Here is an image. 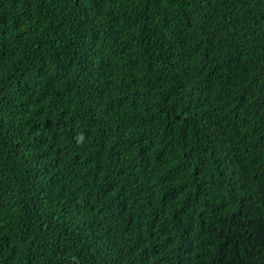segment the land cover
Returning a JSON list of instances; mask_svg holds the SVG:
<instances>
[{"label": "trees", "instance_id": "obj_1", "mask_svg": "<svg viewBox=\"0 0 264 264\" xmlns=\"http://www.w3.org/2000/svg\"><path fill=\"white\" fill-rule=\"evenodd\" d=\"M0 264H264V0H0Z\"/></svg>", "mask_w": 264, "mask_h": 264}]
</instances>
